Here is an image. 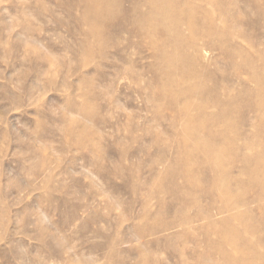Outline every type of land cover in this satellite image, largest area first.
<instances>
[{
	"label": "rangeland",
	"instance_id": "374dc122",
	"mask_svg": "<svg viewBox=\"0 0 264 264\" xmlns=\"http://www.w3.org/2000/svg\"><path fill=\"white\" fill-rule=\"evenodd\" d=\"M206 1L191 3L190 15L202 20L205 12L212 14L219 28L232 27L234 44L251 59L264 55L262 0H221L228 10L222 16L226 24ZM83 12L81 0H0V264L193 263L189 252L196 245L179 237L177 214L165 209L159 215L158 199L147 198L155 184L166 204L171 203L162 191L174 180L152 162L167 149L155 140L171 137L174 115L169 100L145 91L159 86L150 73L156 60L149 39L128 33L111 38L104 25L100 42L87 41L80 24ZM119 17L120 12L107 24L115 26ZM86 43L97 51L90 59L82 50ZM207 51L203 64L224 58ZM223 66V72L231 71ZM126 68L138 72L140 81L131 79ZM241 75L235 94L243 83L250 93L232 104L234 124L258 100L257 83ZM248 120L239 132L256 139L255 113ZM243 166L237 162L235 174ZM198 168L194 166L196 173ZM239 179L245 186L234 183V192L247 187L249 198L259 193L248 188L247 175L239 173ZM207 204L203 200V207ZM252 207L259 225L264 212ZM153 226L159 232L151 233ZM237 233L255 243L264 238L263 232L243 234L241 227ZM197 236L203 251L205 237ZM184 246L189 250L184 258L171 253Z\"/></svg>",
	"mask_w": 264,
	"mask_h": 264
},
{
	"label": "bare ground",
	"instance_id": "6f19581e",
	"mask_svg": "<svg viewBox=\"0 0 264 264\" xmlns=\"http://www.w3.org/2000/svg\"><path fill=\"white\" fill-rule=\"evenodd\" d=\"M81 1L84 12L80 24L86 27L87 41L100 42L104 25L111 38L128 33L149 39L152 58L156 60V64L150 66V73L152 81L159 86L157 89L148 87L145 91L152 98L159 92L161 98L169 100L168 109L174 115L169 127L171 137L161 140L162 137L158 136L155 140L162 142L167 149L157 153L152 162L165 167V174H173L174 180L170 187L162 191L163 195L172 198L171 203L166 204L161 198L162 193H158L153 183L147 198L158 199L161 206L159 215L164 214L165 209L169 213L174 211L177 214L176 227L182 229L179 237L196 245L189 252L193 263L182 260L179 264H264V238L255 243L237 233L238 227L242 228L243 234L264 233V216L256 225L252 211L255 205L258 211L264 212V84L261 81H264V55L251 59L249 53L237 46L238 42L234 44L235 32L232 27L219 28L212 14L204 11L202 20L190 15L191 11L194 12L191 3H204L206 0ZM227 1L235 4L236 0ZM210 4L211 8L221 12V17L225 15L227 9L221 0H211ZM118 12V23L115 26L107 24V20L116 18ZM230 20L234 18L230 17ZM220 21L226 24L228 19L224 16ZM207 47L222 55V61L215 59L211 66L203 64L204 54H208ZM82 50L88 59L97 52L88 43ZM223 64L231 71L223 72ZM125 73H129L128 76L134 81H140V75L133 69L126 68ZM241 74L248 75L250 80L257 83L258 100L248 104L247 112L243 113L240 122L234 124L232 120L237 114L232 104L250 93L243 83L235 94L234 84ZM209 81L212 82L211 86L208 85ZM251 112L255 113L257 121L254 126L255 140L239 132L250 121L248 114ZM231 133L236 135L232 136ZM260 133L263 140L258 141ZM237 144L242 146L236 147ZM257 146L260 151L256 149ZM248 151L253 154L247 155ZM124 153L120 158H125ZM237 162H242L244 166L235 174ZM194 166L199 167L197 173ZM199 171L207 187L202 186ZM239 173L247 175L250 179L248 188H257V195L249 198L247 187L242 189L243 193L234 192V183L240 188L245 186L243 180L239 179ZM177 179L183 181L181 185L176 183ZM203 200L208 202L205 207ZM219 216L225 217L219 220ZM167 228L171 229L170 225ZM157 232L159 230L153 226L151 233ZM200 234L205 237L203 251L198 250L202 243L197 238ZM213 238H216V243L212 241ZM165 249L167 252L171 250L170 247ZM188 251L184 246L171 253L184 258Z\"/></svg>",
	"mask_w": 264,
	"mask_h": 264
}]
</instances>
